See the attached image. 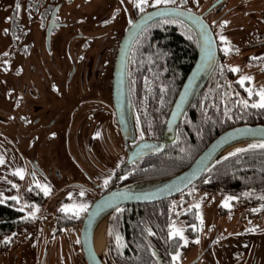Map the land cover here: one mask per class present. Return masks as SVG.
<instances>
[{
    "label": "rangeland",
    "instance_id": "rangeland-1",
    "mask_svg": "<svg viewBox=\"0 0 264 264\" xmlns=\"http://www.w3.org/2000/svg\"><path fill=\"white\" fill-rule=\"evenodd\" d=\"M152 1L154 0H149V2ZM17 2L21 6L19 10L16 8ZM50 2L51 0H0V57L4 53H12L15 67L13 75L7 72L0 74V113L9 112L7 116L10 117L5 121L0 120V132H12L17 135V137L12 135L11 140L0 137V159L4 161L3 164H0V199L3 200L14 196L18 197V200L24 199V190L34 182L29 170L32 148L27 147V137L20 124L22 102L24 101L26 105L30 106L35 104L33 101L35 97L20 89L23 76L28 73L27 68L30 62L36 66H44L39 67L40 71L37 72H32L34 69L30 68L28 75L30 77L44 75L43 78L32 77L29 79L35 81L40 87L41 102L51 103L52 111L60 110L61 107L66 106L67 102L80 96L82 92L84 94L91 90V86L104 88L106 86L104 81L106 66L111 57L115 37L120 32L124 20H127L129 9L133 4V0H123V2L122 0H65L62 3V6L68 11L67 20L70 24L52 33L51 47L63 75L66 74L68 59H70L67 50H65L66 44L70 43L72 57H75L76 54L73 50H76L79 45L76 39L70 37V34L78 29L82 31L84 37H90L89 46L82 52V58L77 61L73 82L67 88L63 83H58L61 76L54 70V65L50 70L48 60L42 52L43 45L39 25L42 15L39 17L38 14H41L42 9ZM22 31L25 32L23 37L21 36ZM26 48L27 53L25 54ZM252 78L250 82L253 85L264 88L262 77L252 76ZM49 80L54 84V88L48 86ZM11 81L16 82L18 91L10 83ZM49 89H53L51 90L53 94L47 92ZM102 91L105 93V89ZM18 115L19 121L17 120ZM57 119L51 128H43L38 131L40 138L32 143L37 163L43 168L35 181L40 182L39 186L44 195V201L33 203L29 213H40L41 218L46 216V219H36L30 227L15 232L11 237H0V264H61L54 251L52 241L49 242L47 238L49 225L47 218L56 207L62 205L64 195L62 190L72 188V185L68 184L71 177L76 176L77 179H81L80 175L85 176V174L92 181L102 183L111 176L118 162L122 160L123 147L117 136V126L115 128L111 119L106 117V122L101 128L102 131L100 135L98 134L99 137L98 135L95 137V140H89L86 137L87 132L83 138L72 139V135H70L71 140L67 145L75 155V162L81 168L76 167L67 154L66 136H63L64 134L58 130ZM21 134L24 136L21 137ZM16 145L24 154L15 153ZM21 169L23 178L15 174ZM11 174L16 175L18 181L13 180L10 177ZM83 180L85 181V178ZM11 186L12 189H9ZM44 186L50 189L47 195L44 194ZM228 197L233 196L224 191L194 189L188 204L191 206L200 204L199 209L194 207L198 220V235L186 245L180 239L184 248L177 252L179 253L178 259H173L177 253L172 256L174 261L179 262L180 259L186 260L192 257L208 241H212L211 250L206 251L200 261L195 264H211L209 261L218 255L221 258V263L217 264H230L228 260L230 255L234 256L238 263L245 259H247L246 264L263 262L264 236L252 233L245 235L240 232L244 226L240 225L241 221L256 220L253 216L246 215L247 211L251 212L252 207H238L232 200L229 201L230 207H224L223 202ZM257 209L256 212L261 214L260 219L264 221V208ZM198 216L203 217V224ZM261 224L262 222H259V228H262ZM176 227L182 229L178 224ZM197 239L199 243L195 242ZM48 242L50 244H47ZM100 256L104 261L103 252Z\"/></svg>",
    "mask_w": 264,
    "mask_h": 264
},
{
    "label": "flooded vegetation",
    "instance_id": "flooded-vegetation-1",
    "mask_svg": "<svg viewBox=\"0 0 264 264\" xmlns=\"http://www.w3.org/2000/svg\"><path fill=\"white\" fill-rule=\"evenodd\" d=\"M64 1L65 0H51L50 4H47V6L42 9L41 14L38 15L39 17L42 15V21L39 22L41 42L43 45L42 52L45 58L48 60L50 70L54 65V70L61 76L59 77L58 83H63L67 88H69L70 84H72L73 82L72 79L77 68V61L82 58V52L89 46L90 37H84L82 31L78 29H75L70 34V37L72 39H76V42L79 43L77 49L73 50V52L76 53L75 57L77 59L71 56L70 43H67L65 46V50H67L70 59H68L66 74L63 75L61 67L56 62L55 54L52 51L51 36L55 30H58L59 28H63L67 24H70L67 20V17H69L68 11L65 10V8L62 6V3H64ZM213 1L215 0H187V2L185 3L184 0H176V3L168 4L182 6L196 12H202V17L207 22L212 32L216 46V59L207 78L200 88H202L204 96L206 98L208 96L207 99H213L212 101H214V104L217 106L218 111L221 114L222 109L227 106L228 108L231 107V104L239 111H241L233 118H228L231 122H234L236 120H241L240 122H264V109L251 107L244 108L243 105L239 103L241 100H247L249 102V105L251 103L257 102L259 97L256 95L249 96L245 89L251 87L255 92H257V90L262 87L255 86L249 81L245 82L244 87H241L237 83L241 76H253L255 78L262 77L264 79V0H237L234 2H230L228 0H217L215 3L211 4ZM154 6H156L154 5V1L149 2L148 5L144 6V10ZM60 8L61 11H59ZM140 12L141 11L134 7L132 4L129 9L127 20H124L120 32L117 33V36L115 37L111 57L109 58V62L106 66V72L104 76L106 86L104 88H102L101 86H91V90L85 92L84 94L82 92L80 96H77L73 98L72 101L67 102L66 106L61 107L60 110L56 109L55 111H52L51 103L44 104L41 102L40 87L35 81L29 78H43L44 75L42 74L41 76L38 75L30 77L28 75L30 68L34 69L32 72L40 71V66H36L30 62L27 68L28 73L23 76L22 86L20 87V89L25 93L34 96L35 98L33 99V101L35 102V104L30 106L29 104L26 105L24 101L22 102L21 107L23 106V108L20 114V124L23 126L24 134L27 137V147L32 148L30 154L31 164H29V170L31 176L34 179V182H32V184L24 190V199H4V203H12L17 210L22 212L20 213L19 217L21 219H24L27 222V225H22L19 229H15L7 234H4L2 237H11V235L15 232L20 231L23 228L30 227L33 221H35L36 219H46V216L41 218L40 213H29L33 203H42L44 201V195L40 186H38L40 182L38 183L37 181H35L38 178V175L42 172L43 168L38 165L34 155L35 149L32 147V143L36 142V140L40 138L38 131L43 128H51L52 124H54L55 120L59 116V118L57 119V128L62 132V134H64L63 136H66L65 145H67L71 140L70 135H72V139L76 137L83 138L85 136V132H87L86 137H88L89 140H95V137L98 134L100 135L102 131L101 128L102 125L106 122V117L111 119L114 127L116 128L117 125L114 119L110 99L111 69L113 57L117 41L122 30L127 25L128 21ZM50 18L52 19L49 30V39L47 42L46 27L49 24L48 22ZM225 21L228 22L226 25H224ZM221 25L224 26L221 27ZM24 34L25 32L22 31L21 36L23 37ZM221 34L227 37L228 41L230 42L232 51H230L228 54H225V52L223 51L225 45L219 39V36ZM237 49L238 51H236ZM26 53L27 48L25 49V54ZM7 54L8 55H3L2 57H0V74H2L3 72H7L13 75L15 69L14 55L12 57V53ZM5 61H7V63H5ZM42 67L44 66H41L40 68ZM229 67H238L240 71L235 73L231 72L229 71ZM212 81H214V85L216 88L213 91V95L209 97L208 93L210 86L208 85ZM10 83L18 91L16 82L11 81ZM48 86L53 88L55 87L50 80L48 81ZM102 89H105V93L102 91ZM51 90L53 89H49L47 92L53 94ZM8 113L9 112H3L2 114L0 113V120L5 121L9 119L10 117L7 116ZM17 120L19 121V115ZM117 129L118 128H116V130ZM119 134L117 131V136L119 140H121L120 144L123 147L122 160L118 162V165L111 176L106 179L108 181L107 185H105L104 182L99 183L92 181V179L88 178L86 174L85 176L80 175L81 179H77L76 176L71 177L68 184L72 185V188L69 187L62 190L64 194L62 197V205L56 207L50 214L49 218H47L49 224L47 230V238L49 239V242L52 241L54 245V251L56 252V256L59 258L61 264H87L84 259L80 239V228L85 212H80L78 217L75 215V213L79 210V205L84 204L89 206V204L96 197L105 192L106 189H108L110 186L126 183L129 180L130 172L134 171L135 167L137 168L140 166L142 159L161 153V151H163L165 147L164 144L162 150L158 153L135 159L127 165H124L123 162L125 159L126 149H128L134 142H136V140L144 137L158 139L160 137V133H158L156 136H152L151 133L147 131H145L144 134H140L135 127V133L132 135V139L130 140V142H127L126 140V143L122 139L121 135L119 137ZM12 135L17 137V135L12 132H0V137L4 139L11 140ZM23 136L24 135L21 134V137ZM12 143H14L13 140ZM15 148V153L24 154V152L19 149L17 145L15 146ZM95 149L98 150L97 148ZM66 151L68 156L71 158L73 165H75L76 167H80V165L75 162V155L70 150V147L68 148V145ZM10 177L13 180L18 181V177H16V175L11 174ZM84 178L85 181L83 180ZM74 186H78L80 188H75ZM196 188L208 191L216 190L207 189L204 187H191V194ZM9 189H12V186L9 187ZM188 190L189 188L184 189L180 193L168 197L169 199H175V202L173 203V207H171L172 209L170 210L171 213L168 218V223L163 227V230L161 226V231H155V235H152L153 237H155V240L153 241L154 244L152 242V245L154 247H150L151 249L149 248V254L151 256L149 262L150 264H157V261L159 262L158 264H195L200 261L206 251L211 250L210 245L212 244V241H208L205 246L192 257L186 260L180 259L179 262L172 259V256L174 254L184 248L183 244H181L180 242L179 237L169 238L170 225H172L173 222L176 225L178 224L182 227L184 236L187 238L189 243L192 242L193 239L198 235V220L196 217L195 208H190L191 205L188 204V200L191 194L187 196V198H185L184 195L188 192ZM217 191H224L227 194H231L233 197H236L237 199H234L232 201H235L238 207H252L250 210L251 212L247 211L246 215L253 216L256 220H252L251 222H249L248 219L246 221H241L240 225H244L243 230L240 231L242 234L249 235L250 233H252L257 236H264V221L260 219L261 214L253 211V209H257L259 207L264 208V200H259L253 196L250 197L249 195L247 198L243 199L244 196H242V192L240 191ZM81 192H83L84 195H80ZM248 194L253 195V193L251 192H248ZM65 205L69 206V209L67 211H61V209ZM189 209L192 210L194 214L195 222L193 225H196L195 229H193L192 225L189 222L185 221L184 218L185 212H187ZM259 222H262V228L258 227ZM150 232L151 231L148 230V234L151 236ZM162 237L165 238L164 244H160V239ZM173 241H176L177 245L174 248H170L168 244H171V242ZM49 242L47 244H50ZM153 253H155V255H153ZM215 255H217V253H215ZM228 260L230 264H246L247 262V259H245L243 262L238 263V261L235 260V257L231 255L229 256ZM262 261L263 262H261L260 264H264V260ZM209 262L211 264L221 263V258L218 255V257L215 256V258L211 259Z\"/></svg>",
    "mask_w": 264,
    "mask_h": 264
},
{
    "label": "trees",
    "instance_id": "trees-1",
    "mask_svg": "<svg viewBox=\"0 0 264 264\" xmlns=\"http://www.w3.org/2000/svg\"><path fill=\"white\" fill-rule=\"evenodd\" d=\"M194 54V33L187 24L176 18H158L137 34L128 53L126 77L133 122L140 134L147 131L156 136L160 133L172 98ZM208 86L210 97L216 88L214 81ZM207 98L200 88L188 102L163 151L142 159L140 166L130 172L129 180L120 185L161 178L180 171L211 136L241 121H230L241 112L232 104L229 108L224 107L221 114L213 99ZM249 146L237 148L247 151L230 156L229 153L236 151L234 149L211 164L197 180L185 188H189L184 194L185 198L191 194V187H204L240 191L243 199L249 195L264 200V149ZM248 192L253 195H245ZM174 202L175 199L167 198L151 203L119 205L112 210L105 226L104 252L108 262L150 264L149 251L154 247L152 242L155 237L152 234L150 236L148 230L154 233L161 226L163 230ZM20 213L12 203L0 204V237L27 225L19 217ZM184 218L191 225L195 222L192 210L185 212ZM160 240V244H164L165 238ZM168 245L174 248L177 242Z\"/></svg>",
    "mask_w": 264,
    "mask_h": 264
},
{
    "label": "water",
    "instance_id": "water-1",
    "mask_svg": "<svg viewBox=\"0 0 264 264\" xmlns=\"http://www.w3.org/2000/svg\"><path fill=\"white\" fill-rule=\"evenodd\" d=\"M216 1H213L211 4ZM163 9H176L177 11L175 13H168L162 11ZM161 17L176 18L192 29L195 37V54L169 105L162 123L160 137L158 139L144 137L136 140V142L126 149L124 165L135 159L143 158L162 150L167 140L172 138L175 125L181 114L187 107L190 99L204 83L216 59L215 41L207 22L202 17V12H196L178 5L162 4L148 8L131 18L118 38L111 69V107L118 131L125 143L126 140L130 142L132 135L135 133L126 77L128 53L137 34L148 23ZM51 19H49V24L46 27L47 42ZM209 40L212 42L211 56L206 55ZM255 138L261 139V142H254L253 139ZM248 140H253V142H248ZM241 142L247 143L228 148ZM260 143H264V122L243 121L234 123L222 128L211 136L180 171L161 178L110 186L89 204L88 210L85 212L82 220L80 239L86 263L110 264L104 251L103 261L93 248V230L99 218L106 216L107 219L109 213L119 205L151 203L174 196L197 180L211 164L223 155L240 147Z\"/></svg>",
    "mask_w": 264,
    "mask_h": 264
},
{
    "label": "snow or ice",
    "instance_id": "snow-or-ice-1",
    "mask_svg": "<svg viewBox=\"0 0 264 264\" xmlns=\"http://www.w3.org/2000/svg\"><path fill=\"white\" fill-rule=\"evenodd\" d=\"M122 2H123V0H122ZM184 2L186 3L187 0H184ZM148 3H149V0H133V6L136 7L137 9H139L141 12L144 11V6L148 5ZM174 3H176V0H154V5H156V6L161 5V4L168 5V4H174ZM20 7L21 6H20L19 2H17V4H16L17 10H19ZM162 11L168 12V13H175L177 10L176 9H163ZM227 23L228 22L225 21L224 25H226ZM224 25H221V27H223ZM5 31H7V29H5ZM219 39L225 45V47L223 48V51L225 52V54H228L230 51H232V48L230 46V42L228 41L227 37H225L224 35L221 34L219 36ZM211 47H212V42H211V40H209L208 51L206 52L207 56H211ZM236 51H238V49ZM4 55H8V54L4 53ZM5 63H7V61H5ZM229 71L235 73V72H239L240 69L238 67H229ZM252 79L253 78L251 76H241L240 79L237 81V83L241 87H244L245 82L246 81L250 82ZM245 90L247 91L249 96L256 95L259 97V99L257 102L251 103L250 105H249V102L247 100H241L239 103L242 104L244 108L251 107V108H257V109H264V88H261L258 92H255L254 89H252L251 87L246 88ZM229 118H231V117H229ZM249 147L250 148H257L258 147V148L264 149V143H260L258 145L253 144V145H250ZM244 151H247V149H236L235 152L229 153V155L233 156V155H236V153H238V152H244ZM3 163H4L3 159H0V164H3ZM15 174L19 175V176H21V178H23V170L22 169L18 170ZM104 183H105V185H107L108 181L105 180ZM13 186L15 187V185H13ZM43 190H44L45 195L49 194L50 189L47 186H44ZM80 195H84V193L81 192ZM245 195H248V193H245ZM10 199L18 200V197L14 196V197H10ZM234 199H237V198L236 197H228L223 202V206L224 207H230L231 205L229 204V201L234 200ZM262 199H264V197H262ZM3 203H4V200L0 199V204H3ZM191 207H195V208L199 209L200 204L197 203L193 206H190V208ZM68 209H69V206L65 205L61 209V211H67ZM21 210H23V209H21ZM87 210H88V206L81 204V205H79V210L75 213V215L78 217L80 212H86ZM117 210L119 211V209H117ZM253 211H258V209H253ZM198 218L200 219L201 224H203V217L198 216ZM192 228L195 229L196 225H192ZM109 234L111 235V232ZM150 234L155 235V233H151V232H150ZM175 237H179L180 239H182L184 241L185 245L188 243L187 238L184 236L183 229L176 227L175 223L173 222V224L170 225L169 238H175ZM117 239L119 240L120 238L117 237ZM77 242H79V241H77ZM195 242L199 243V240L197 239ZM153 255H155V253H153ZM178 256H179V253H177L176 256L173 257V259L174 260L178 259Z\"/></svg>",
    "mask_w": 264,
    "mask_h": 264
},
{
    "label": "bare ground",
    "instance_id": "bare-ground-1",
    "mask_svg": "<svg viewBox=\"0 0 264 264\" xmlns=\"http://www.w3.org/2000/svg\"><path fill=\"white\" fill-rule=\"evenodd\" d=\"M254 142H261V139L255 138L253 139ZM253 140H248V142H253ZM247 142H241L234 144L228 148H231L233 146H241ZM105 221H106V216H103L99 218L95 225H94V230H93V237H92V242H93V248L96 254L100 257L104 250V226H105Z\"/></svg>",
    "mask_w": 264,
    "mask_h": 264
}]
</instances>
